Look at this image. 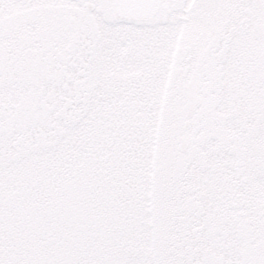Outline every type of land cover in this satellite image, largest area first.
<instances>
[{
    "label": "snow or ice",
    "instance_id": "obj_1",
    "mask_svg": "<svg viewBox=\"0 0 264 264\" xmlns=\"http://www.w3.org/2000/svg\"><path fill=\"white\" fill-rule=\"evenodd\" d=\"M0 264H264V0H0Z\"/></svg>",
    "mask_w": 264,
    "mask_h": 264
}]
</instances>
